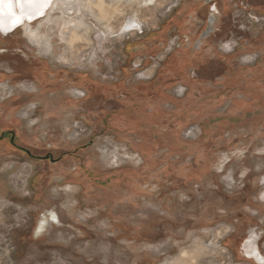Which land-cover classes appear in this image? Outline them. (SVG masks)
<instances>
[{"label":"rangeland","instance_id":"1","mask_svg":"<svg viewBox=\"0 0 264 264\" xmlns=\"http://www.w3.org/2000/svg\"><path fill=\"white\" fill-rule=\"evenodd\" d=\"M104 1L0 33V264L264 259V0Z\"/></svg>","mask_w":264,"mask_h":264},{"label":"bare ground","instance_id":"2","mask_svg":"<svg viewBox=\"0 0 264 264\" xmlns=\"http://www.w3.org/2000/svg\"><path fill=\"white\" fill-rule=\"evenodd\" d=\"M153 1L154 0H131V2L137 3L139 5H150L153 3ZM104 4V0H31V2L23 3H21V0H11L10 3L8 0H0V30L3 34L10 33L11 31L18 28L13 26L15 25L14 23L20 22L22 25H26V33L28 34L29 38L37 45H43L45 48L44 53L51 54L53 53L52 50L54 46L50 36L39 30L31 31L29 27L31 22H36V19L40 17H42L44 22H46L51 16L50 13L54 7L56 8L58 5H63V7L59 10H61V13L64 14V16L68 19H66L67 21H62L65 24L64 27L60 26L61 24L59 22V25H57V27H60L59 31L61 33V41L67 42L65 32H69L70 36L72 35L83 40V37L87 34L88 29L84 27L83 33L78 34L77 28L80 25L84 26L85 23L81 20V18L80 20L76 21L72 16H67V14L69 12H78L82 15L84 9L86 11H92L95 9V11L100 12L102 7H104ZM51 22L53 23V21ZM42 26L43 23L40 24V27ZM70 27L72 29H70ZM120 27L122 34L140 30V24L135 20L134 17L124 20Z\"/></svg>","mask_w":264,"mask_h":264},{"label":"flooded vegetation","instance_id":"3","mask_svg":"<svg viewBox=\"0 0 264 264\" xmlns=\"http://www.w3.org/2000/svg\"><path fill=\"white\" fill-rule=\"evenodd\" d=\"M209 18H212V20H213V17L211 16V17H209ZM212 20H208V25H209V29H210V26L212 25ZM34 22V21H33ZM32 22V23H33ZM14 31V30H13ZM13 31H11V32H13ZM11 32L9 33V34H11ZM1 33H2V31H1ZM3 34V33H2ZM6 34H8V33H6ZM6 34H3V35H6ZM3 133L4 134H1L0 135V140H2L4 137H8V139H9V143H10V145L13 147V148H15V149H17V151H19V152H21V153H23V154H26V152L25 151H23V150H20V149H18L17 147H20V148H23V149H25V150H27L31 155H33V156H38V157H45V156H49V158L48 159H45V160H39V159H33V158H31V157H29L27 154V156L29 157V158H31V159H33V160H37V161H49L50 163H53V162H55V159L53 158V156L51 155V154H45L44 156H40V155H36V154H34V152L33 151H31V150H29L28 148H25V147H23L22 145H20V143L18 142V140H17V136H16V134L13 132V131H11V130H9V131H3ZM12 135L14 136V138H13V143H11V137H12ZM17 146V147H16ZM51 158V159H50ZM252 237H254V236H252ZM251 237V238H252ZM256 237V236H255ZM250 240V239H249ZM251 241V240H250ZM256 241V242H255ZM255 241H253L254 243V245L252 246V243H250L249 241L248 242H246V241H244L243 243H242V252H243V255L245 254V256H246V258L247 259H249V260H252L253 262L255 261L257 264H264V259H263V257L261 258L260 257V255H258L253 249H257V246H256V244H257V241H258V238L256 237V240ZM258 250V249H257Z\"/></svg>","mask_w":264,"mask_h":264},{"label":"water","instance_id":"4","mask_svg":"<svg viewBox=\"0 0 264 264\" xmlns=\"http://www.w3.org/2000/svg\"><path fill=\"white\" fill-rule=\"evenodd\" d=\"M11 7H12V5H11ZM40 18H42V17H40ZM40 18H38V19H40ZM37 20V19H36ZM15 25H13V26H15V27H20L21 26V23L20 22H16V23H14ZM0 33H1V30H0ZM2 34V33H1ZM13 138H14V136L12 135V137H11V143H13ZM17 147V146H16ZM18 149H20V150H23V151H25L26 152V154L29 156V157H31V158H33V159H39V160H45V159H48L49 158V156H45V157H38V156H33V155H31L27 150H25V149H23V148H20V147H17ZM51 159V158H50ZM255 262V261H254Z\"/></svg>","mask_w":264,"mask_h":264},{"label":"snow or ice","instance_id":"5","mask_svg":"<svg viewBox=\"0 0 264 264\" xmlns=\"http://www.w3.org/2000/svg\"><path fill=\"white\" fill-rule=\"evenodd\" d=\"M8 2L10 3L11 0H8ZM23 2H31V0H21V3H23Z\"/></svg>","mask_w":264,"mask_h":264},{"label":"crops","instance_id":"6","mask_svg":"<svg viewBox=\"0 0 264 264\" xmlns=\"http://www.w3.org/2000/svg\"><path fill=\"white\" fill-rule=\"evenodd\" d=\"M255 264H257L256 262H254Z\"/></svg>","mask_w":264,"mask_h":264}]
</instances>
